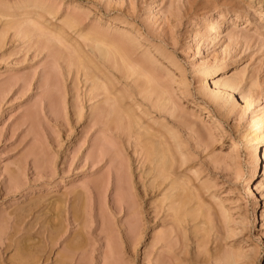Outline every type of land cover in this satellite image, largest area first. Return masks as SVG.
Returning a JSON list of instances; mask_svg holds the SVG:
<instances>
[{"label": "rangeland", "instance_id": "obj_1", "mask_svg": "<svg viewBox=\"0 0 264 264\" xmlns=\"http://www.w3.org/2000/svg\"><path fill=\"white\" fill-rule=\"evenodd\" d=\"M263 109L264 0H0V264H264Z\"/></svg>", "mask_w": 264, "mask_h": 264}, {"label": "bare ground", "instance_id": "obj_2", "mask_svg": "<svg viewBox=\"0 0 264 264\" xmlns=\"http://www.w3.org/2000/svg\"><path fill=\"white\" fill-rule=\"evenodd\" d=\"M100 51L103 52V53H101V55H103V56L106 55V52H107L106 50H105L106 52L103 51V49H101ZM259 113L260 114H259V117H258V121H259L258 125H260V127H261L262 124L264 123V109L261 112H259ZM249 165H250L249 168L245 172V177H250L253 174V171H255V173H256L257 159H256V156L254 154L250 158V164ZM247 182H248V180H247ZM250 190H252L251 184L248 183L247 186H246V192L249 191V193H250ZM229 264H230V262H229Z\"/></svg>", "mask_w": 264, "mask_h": 264}, {"label": "snow or ice", "instance_id": "obj_3", "mask_svg": "<svg viewBox=\"0 0 264 264\" xmlns=\"http://www.w3.org/2000/svg\"><path fill=\"white\" fill-rule=\"evenodd\" d=\"M103 48H104V44H100V43L97 44V50ZM258 179H259V183H256V189L261 196H264V179H260L258 175L255 173V171H253V174L250 177H246V180H248L249 183L256 182Z\"/></svg>", "mask_w": 264, "mask_h": 264}]
</instances>
